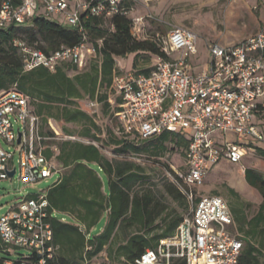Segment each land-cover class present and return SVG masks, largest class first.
I'll return each instance as SVG.
<instances>
[{"label":"built area","instance_id":"1","mask_svg":"<svg viewBox=\"0 0 264 264\" xmlns=\"http://www.w3.org/2000/svg\"><path fill=\"white\" fill-rule=\"evenodd\" d=\"M133 1L0 0V30L28 25L34 16L57 17L59 23L77 29L80 42L45 52L15 39L23 69L42 67L55 72L64 63L81 69L90 44L84 21L95 17L110 24L115 15H128ZM130 20L131 33L139 40L141 19ZM142 40L154 42L166 57L157 56L147 74H114V96L121 100L115 115L122 132L140 140L162 132L188 139L180 166L167 162L169 169H165L187 208L171 235L127 264H240L243 241L232 231L234 221L227 201L219 195H200L198 188L218 162L238 163L247 154V146L264 142V25L235 45L209 44L208 66L197 73H191L188 64L198 53L194 32L174 27L164 36ZM90 50L95 52L92 46ZM108 102L115 105V98ZM87 106L98 107L99 103L88 101ZM67 140L79 138L61 131L51 118L43 126L29 97L16 86L0 91V179L17 177L27 185L54 176L51 185L58 183L62 168L57 142ZM15 198L0 215V241L10 252L24 249L26 253L13 254L18 260L7 259L3 264H46L57 249L48 219L69 222L70 218L49 211L46 191Z\"/></svg>","mask_w":264,"mask_h":264},{"label":"trees","instance_id":"2","mask_svg":"<svg viewBox=\"0 0 264 264\" xmlns=\"http://www.w3.org/2000/svg\"><path fill=\"white\" fill-rule=\"evenodd\" d=\"M103 23L95 17L84 21L87 40L93 45L97 58L81 71L70 63L62 64L55 72L42 67L24 71L18 49L13 44L15 39H21L45 52L72 47L80 42L76 28L46 16H34L28 25H11L0 30V91L16 86L29 97L30 106L41 117L43 126L49 118L81 125L77 134L63 131L79 140L57 142V160L62 172L60 181L46 189V198L49 211L66 214L70 220L48 219L53 245L57 249L46 264H88L103 251L107 260L127 264L146 249H154L160 239L171 235L183 215L170 213L150 186L151 176L146 167L129 158L161 156L168 150L167 144L173 145L183 156L188 139L162 132L140 140L124 134L118 122V135L107 130L105 137L101 138L102 129L93 115L78 105V101L85 98L97 101L116 118L115 113L119 109L116 104L121 100L114 96L112 87L113 76L118 72L115 57L133 53L136 57L141 52L155 58L166 57L154 42L133 36L128 16L115 15L109 24L110 30L103 27ZM37 35L47 42L46 47L36 43ZM135 65L134 60L133 67ZM152 68L133 72L147 74ZM69 71L76 73L71 76ZM110 97L115 98V105L108 102ZM108 148L123 159L108 158L103 153ZM255 151L264 157L263 148L256 147ZM156 163L164 173L169 169L167 163ZM244 179L259 191L261 202L250 218L231 211L236 230L242 235L240 264H264V174L255 168H245ZM163 191L186 211L183 194L170 180L163 185ZM230 193L235 195L232 189ZM103 217L105 224L102 230L94 233ZM122 231H128V235L121 241L119 233ZM7 248L0 241V264L7 259L13 260V254L22 255Z\"/></svg>","mask_w":264,"mask_h":264},{"label":"rangeland","instance_id":"3","mask_svg":"<svg viewBox=\"0 0 264 264\" xmlns=\"http://www.w3.org/2000/svg\"><path fill=\"white\" fill-rule=\"evenodd\" d=\"M128 18L141 19V32L139 40L142 37L152 38L156 34L166 35L171 28L183 27L197 35L198 53L188 59L191 73H197L202 68L208 66L210 59L207 47L211 43H218L222 46H230L239 43L245 37L254 34L259 27V17H264V0H134L129 8ZM57 17L51 18L56 20ZM63 25H66L63 23ZM103 27L111 29L108 22L103 23ZM26 36V35H24ZM137 37V35H134ZM27 37V36H26ZM98 43L101 40H97ZM36 43L46 47L48 44L40 36L37 35ZM86 52L84 59V67L78 68L81 71L97 58L96 52ZM173 56H177V53ZM116 68L118 72L140 71L154 66L156 58L145 52L135 57V53L128 54L125 57H115ZM136 65L133 67V61ZM76 71H69V75L75 74ZM86 98L79 100L78 105L93 115L96 123L101 127L105 137L107 130L116 132L117 119L110 114L109 110L99 103L98 107L89 108ZM56 126L64 132L77 134L81 129V125L77 123H65L56 120ZM68 130V131H65ZM118 135V134H117ZM219 136V133L216 134ZM228 137L230 135H227ZM98 144V143H97ZM168 150L157 157H141L139 158L146 170L151 176V187L154 193L162 200L171 214L182 215L184 208L178 202L172 200L163 191V185L169 182L165 173L160 169L157 161L163 163H172L179 167L183 158L179 150L173 145L167 144ZM263 148L264 142L256 141L252 145L247 146V155L238 163H230L226 160L218 162L205 178L204 184L198 188L200 195H221L226 199L229 208L236 215L244 214L245 217L253 216L261 202L259 191L249 186L245 179L244 168H255L264 174V157L258 155L255 148ZM103 153L110 159L122 160L121 156L114 155L112 149L103 150ZM16 160V158H15ZM16 162V161H15ZM55 181V177L48 178L34 184L23 185L15 178L0 179V204L4 207L0 209L2 215L6 208L16 201V196L35 194L45 192L46 189ZM230 189L235 195L230 193ZM105 224V218H101L94 229V233L102 230ZM234 234L241 237L242 235L236 230V224L232 228ZM119 240H124L128 235V231L119 233ZM17 253H26V250L19 249ZM105 251L94 257L88 264H118L107 260Z\"/></svg>","mask_w":264,"mask_h":264},{"label":"crops","instance_id":"4","mask_svg":"<svg viewBox=\"0 0 264 264\" xmlns=\"http://www.w3.org/2000/svg\"><path fill=\"white\" fill-rule=\"evenodd\" d=\"M259 20H260V23H259V27H258V29H259L261 26L264 25V17H259ZM245 38H246V37H245ZM245 38H244V39H245ZM60 129H61V128H60ZM61 131H63V130L61 129ZM246 155H247V154H246ZM246 155H245V156H246ZM181 156H182V155H181ZM245 156H244V157H245ZM242 160H243V159H242ZM213 167H214V166H213ZM213 167H212V168H213ZM212 168H211V169H212ZM244 170H245V168H244ZM244 170H243V174H244ZM209 171H210V170H209ZM208 173H209V172H208ZM208 173H207V174H208ZM206 176H207V175H206ZM214 195H218V194H214ZM219 196H221V195H219ZM224 199H225V198H224ZM225 200H226V199H225Z\"/></svg>","mask_w":264,"mask_h":264},{"label":"water","instance_id":"5","mask_svg":"<svg viewBox=\"0 0 264 264\" xmlns=\"http://www.w3.org/2000/svg\"><path fill=\"white\" fill-rule=\"evenodd\" d=\"M13 172L10 173V175H12Z\"/></svg>","mask_w":264,"mask_h":264}]
</instances>
